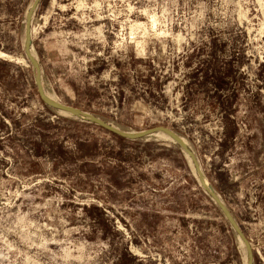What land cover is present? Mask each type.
Returning a JSON list of instances; mask_svg holds the SVG:
<instances>
[{
    "label": "rangeland",
    "instance_id": "1",
    "mask_svg": "<svg viewBox=\"0 0 264 264\" xmlns=\"http://www.w3.org/2000/svg\"><path fill=\"white\" fill-rule=\"evenodd\" d=\"M32 1L0 0V264H244L175 143L39 100ZM31 30L54 100L178 134L264 264V0H41Z\"/></svg>",
    "mask_w": 264,
    "mask_h": 264
},
{
    "label": "water",
    "instance_id": "2",
    "mask_svg": "<svg viewBox=\"0 0 264 264\" xmlns=\"http://www.w3.org/2000/svg\"><path fill=\"white\" fill-rule=\"evenodd\" d=\"M40 1L41 0H33L31 5L27 8L25 12L24 40H23V45H22L23 53L27 61L30 64L34 87L36 89V93L39 97V100L49 109L59 111L62 114H66L80 122L96 125L100 127L101 129L115 136H118L122 139L128 140V141H137V140H141L143 138H146L152 135H157V134H162L166 136L168 139H170L173 143H175L179 147V149L183 152L184 155L190 158L198 185L203 190V192L213 201L216 207L219 209L223 218L230 226L232 232L234 233L236 238L241 243L244 249V254H245L244 264H254V253H253L251 243L249 242V240L247 239V237L241 230L239 224L233 217L230 210L223 203L219 195H217V193L214 191V189L208 182L194 151L183 141V139L178 134L162 126L153 127V128H150L144 131H139V132H127L109 123H106L105 121L99 119L96 116L83 112L82 110L78 108L66 106L58 102L57 100L49 98L45 94L43 84H42L41 67H40L37 57L34 55L33 50H32L31 23H32L33 15L37 7L39 6Z\"/></svg>",
    "mask_w": 264,
    "mask_h": 264
},
{
    "label": "trees",
    "instance_id": "3",
    "mask_svg": "<svg viewBox=\"0 0 264 264\" xmlns=\"http://www.w3.org/2000/svg\"><path fill=\"white\" fill-rule=\"evenodd\" d=\"M73 124L76 127L80 128V130H89L90 128H95V129H98V130H102L105 133L109 134L112 138H114L117 142H119L122 145H125V144H129V145L132 144L133 145L136 142V141H128V140L122 139V138H120L118 136H115V135H113V134L101 129L100 127H98L96 125H93V124L84 123V122H80V121H75V122H73ZM77 146L80 147V144H78ZM86 155H88L87 152H86V154L84 153L83 155H81V158H85L84 156H86ZM119 157H120V155H119Z\"/></svg>",
    "mask_w": 264,
    "mask_h": 264
},
{
    "label": "bare ground",
    "instance_id": "4",
    "mask_svg": "<svg viewBox=\"0 0 264 264\" xmlns=\"http://www.w3.org/2000/svg\"><path fill=\"white\" fill-rule=\"evenodd\" d=\"M44 92H45V94H46L49 98L54 99L53 95H52L50 92L46 91L45 89H44ZM64 115H66V114H64ZM67 116H68V115H67ZM157 135L160 136V137H162L164 140H169V141H171L170 139H168L166 136H164V135H162V134H157ZM152 136H155V135H152ZM182 139H183V138H182ZM183 141L187 144V142H186L184 139H183ZM171 142H172V141H171ZM187 145H188V144H187ZM184 156H186V155H184ZM186 159H187V162L189 163V165H190V167L192 168V171H193V173H194L193 165H192V162H191L190 158L186 156ZM193 175L195 176V173H194ZM237 242H238V245H239L240 249H242L243 247H242V245H241V243L239 242L238 239H237ZM243 250H244V249H243Z\"/></svg>",
    "mask_w": 264,
    "mask_h": 264
}]
</instances>
